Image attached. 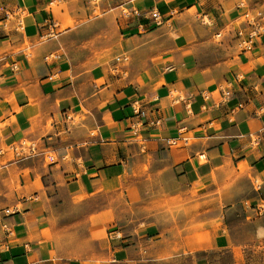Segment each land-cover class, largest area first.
<instances>
[{"label": "crops", "instance_id": "0c3cea01", "mask_svg": "<svg viewBox=\"0 0 264 264\" xmlns=\"http://www.w3.org/2000/svg\"><path fill=\"white\" fill-rule=\"evenodd\" d=\"M110 1L128 13L0 0V264H138L177 221L208 237L222 220L216 247L264 229L246 221L264 201V35L233 39L247 6Z\"/></svg>", "mask_w": 264, "mask_h": 264}, {"label": "rangeland", "instance_id": "374dc122", "mask_svg": "<svg viewBox=\"0 0 264 264\" xmlns=\"http://www.w3.org/2000/svg\"><path fill=\"white\" fill-rule=\"evenodd\" d=\"M239 4L246 5L251 9L264 8V0H238ZM64 2L58 3L63 5ZM82 15H86L82 5L80 6ZM112 8V9H110ZM109 10L117 14L127 10L121 5L115 8L110 0H91L88 8L90 16L102 15ZM204 22H208L205 18ZM52 156V154H49ZM11 158V154L8 155ZM47 159V158H46ZM253 178L251 177V180ZM253 180H258L254 178ZM197 189H194L196 192ZM254 210L246 212V221L249 222L255 216ZM195 217V215H194ZM183 221H177L178 228L176 236L164 238L163 243L158 249H141V259L138 264H264V229H259L256 234L243 229L230 232L224 231L229 242L222 247L213 244L218 225H223L222 220H216L213 226L208 228L209 236L201 232H184L180 229ZM216 224V225H215ZM180 239H192V242L180 243Z\"/></svg>", "mask_w": 264, "mask_h": 264}, {"label": "built area", "instance_id": "2783aa9c", "mask_svg": "<svg viewBox=\"0 0 264 264\" xmlns=\"http://www.w3.org/2000/svg\"><path fill=\"white\" fill-rule=\"evenodd\" d=\"M61 1L62 0H51L53 4H58ZM123 13L125 14V12H122V14ZM148 14L152 21L155 23V25L160 26L164 23L163 16L158 9L151 8L148 11ZM236 19L237 25L233 29L234 45L236 49L240 52L250 51L252 50L253 45L259 39V37L264 35V8L260 7L256 9H251L249 7H246ZM50 56L58 58L56 54ZM45 59H47V57H45ZM220 90L221 100L219 102H226L227 100H229L232 96V91L223 89L222 86L220 87ZM241 106L242 103L237 104V107ZM133 110L138 111V109H136L134 106ZM155 123L159 124V121L157 120L155 121ZM33 150V144L26 140H22L17 145H13L10 147V151L14 156L29 154ZM2 152L3 150L0 149V153ZM252 185L255 191L259 192L261 190V183L258 180H253ZM254 208L256 214L264 215V201H261L260 203L255 205ZM5 211L8 213L12 212L11 209H6ZM1 227L5 232V236L12 234V228L6 223H2ZM120 237V233L114 231L111 236V239H118Z\"/></svg>", "mask_w": 264, "mask_h": 264}]
</instances>
